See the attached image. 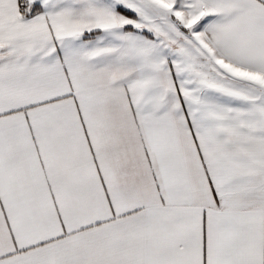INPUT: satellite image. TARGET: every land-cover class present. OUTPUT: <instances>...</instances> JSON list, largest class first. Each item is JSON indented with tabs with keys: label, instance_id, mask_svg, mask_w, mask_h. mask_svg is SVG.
<instances>
[{
	"label": "crops",
	"instance_id": "crops-1",
	"mask_svg": "<svg viewBox=\"0 0 264 264\" xmlns=\"http://www.w3.org/2000/svg\"><path fill=\"white\" fill-rule=\"evenodd\" d=\"M26 3L0 0V264H264V0Z\"/></svg>",
	"mask_w": 264,
	"mask_h": 264
},
{
	"label": "trees",
	"instance_id": "trees-1",
	"mask_svg": "<svg viewBox=\"0 0 264 264\" xmlns=\"http://www.w3.org/2000/svg\"><path fill=\"white\" fill-rule=\"evenodd\" d=\"M30 5L26 3V0H19V13L21 15H24L26 17H28L29 15H31L32 13H34L35 9H37V11H39V8H34V6H31L32 9L29 11L28 10V7ZM27 12H30V13H27ZM118 12L125 16V17H128V18H133L134 17V14H132L131 12L129 11H126L124 9H119ZM143 34H145L146 36H150L148 33L146 32H143Z\"/></svg>",
	"mask_w": 264,
	"mask_h": 264
},
{
	"label": "rangeland",
	"instance_id": "rangeland-1",
	"mask_svg": "<svg viewBox=\"0 0 264 264\" xmlns=\"http://www.w3.org/2000/svg\"><path fill=\"white\" fill-rule=\"evenodd\" d=\"M125 17V16H124ZM220 71H217V72H215L214 73V77L212 78V79H210V78H207V77H202L201 79H197L198 81H202L204 84H209V82L210 81H217V80H215L214 78L216 77V76H219V78H221L220 77ZM220 80V79H219ZM191 82H188L189 84H193V82H194V80H193V78L190 80ZM238 81H240V80H237L236 78H235V83H238ZM187 92H186V95L185 96H183L182 95V98H185V100L186 101H191L192 102V100L194 99V96H193V94H192V90H190V89H187L186 90ZM185 101V102H186ZM224 129V128H223Z\"/></svg>",
	"mask_w": 264,
	"mask_h": 264
}]
</instances>
